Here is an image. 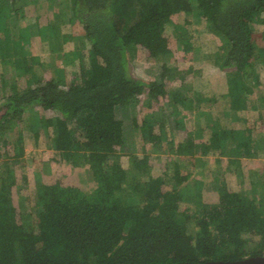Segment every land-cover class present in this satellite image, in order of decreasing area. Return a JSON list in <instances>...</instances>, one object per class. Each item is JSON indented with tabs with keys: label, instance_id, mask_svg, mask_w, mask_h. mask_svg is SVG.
Returning <instances> with one entry per match:
<instances>
[{
	"label": "trees",
	"instance_id": "obj_1",
	"mask_svg": "<svg viewBox=\"0 0 264 264\" xmlns=\"http://www.w3.org/2000/svg\"><path fill=\"white\" fill-rule=\"evenodd\" d=\"M30 1L38 4L40 0H0V15L8 8L15 10L18 16L21 8L24 14L18 17L26 18ZM45 1L51 7L66 5L63 0ZM68 6L67 20L76 18L83 23L90 53L86 65L88 71L79 70L77 81L73 83L69 81L63 85L61 79L50 77L2 96L0 130L17 126V141L22 147L32 138L37 145L43 135L54 148V154L73 161L77 150L89 151L96 182L95 196H90L79 185H66L41 210L39 231L35 232L25 229L23 222L17 219V207L10 194L7 196L3 191L0 264H175L260 254L249 250L264 242V188L260 190L255 185L253 193L220 202L197 199L190 203L184 201L186 195L179 187L189 179L191 172L176 171L173 174L166 159L159 160L166 170H161L160 175L151 172L145 180L139 177L138 171H127L120 166L114 172L108 171V161L115 149L126 141L124 117L118 110L140 95L137 93L140 85L154 88L156 93H168L171 100L180 105L195 96L199 100L205 96L211 101L210 110L222 106L225 116L219 122H214L212 115L207 114L218 129L211 127L209 139L203 138L199 129L189 138L184 150L195 145L198 139L205 154L219 152L224 142L235 140L237 111L256 109L254 120L244 119L245 123L252 122L253 125L246 124L242 128L249 136L236 142V148L238 153L244 152L250 158L264 155V84L261 83L264 46L259 47L254 41V23L259 14H264V0H69ZM195 11L205 12L206 19L219 32V38L214 37V46L205 52L204 42L199 41L195 46L194 36L186 27L194 21ZM15 21L17 26V19ZM166 27L176 31L177 39L186 51L194 47L196 53H206L210 61L226 70L229 84L226 91L198 92L191 88H194L193 82L185 78L166 91V79L177 76L176 68L169 63L161 66L159 80L148 82L134 74L132 59L139 45L155 56L169 53L168 38L163 32ZM22 28L27 29L26 25ZM15 45L18 46L17 55L23 56L26 50L30 53L27 41ZM2 51L10 56L16 53L0 43ZM76 55H79L78 51L70 48L65 52V58L60 59L57 69L63 63L72 65ZM34 59L39 58L31 55L25 61L32 63ZM247 83L258 90L256 98L245 96ZM38 107L42 113L34 115V109ZM182 112H175L171 118L180 120L184 117ZM184 119L192 122L193 116L189 114ZM90 147L93 149L89 150ZM34 153L49 159V155L42 152L36 150ZM13 160L20 159L15 157ZM145 160L137 154L131 158L132 163L153 168L149 160ZM168 180H173L175 185L168 186ZM129 188L133 194L141 195L139 202H134L131 197L117 196L118 190ZM21 198H24L23 194ZM182 202L190 207L187 215L180 211ZM254 220L259 226L256 234L260 237L257 239L252 237L248 226H243Z\"/></svg>",
	"mask_w": 264,
	"mask_h": 264
},
{
	"label": "rangeland",
	"instance_id": "obj_2",
	"mask_svg": "<svg viewBox=\"0 0 264 264\" xmlns=\"http://www.w3.org/2000/svg\"><path fill=\"white\" fill-rule=\"evenodd\" d=\"M41 1L42 0H40L38 4H36L35 1H30L27 4L28 11L26 18L21 17L20 19V17H18L24 14L23 9L21 8H19L18 16L15 15V10H10L8 8H5L3 15H0V43H2L3 47L6 49L12 48L16 52L12 56L4 51L0 52V98L4 95L13 94L19 90V87H23L27 84L36 85L38 80H45L50 77L55 78L56 80L61 79L63 85L69 81L73 83L77 81V73L79 70L81 71L84 69V72L88 71L86 65L89 63L90 53L87 47V37L84 34L85 30L82 21L76 18L73 21L67 20L68 16H66V10L69 7V0H63V2L66 4L63 7L57 4L51 7L49 2L47 3L45 0L43 2ZM205 14V12L202 13L200 11H195L192 17L194 18V21L192 24L186 25L188 30L194 36L193 40L195 42V46L199 44V41L204 42L203 45L206 48L203 49V52L211 49V47L214 46L213 40H216L214 37L218 36L219 38V34H217L219 33L217 28L210 20L206 19ZM263 18V14H259L257 20L254 23L256 26L254 35L255 45L264 44ZM16 19L17 26L15 21ZM67 24L70 25V27L65 28ZM25 25L28 30L22 28ZM163 32L168 38L167 46L170 50L169 53L167 55L159 54L155 56L150 54L149 49L143 45H139L137 50L135 49L136 53L132 59L134 74L141 76L148 82L159 80L160 74L158 72L160 71L161 66L163 63H169L176 68L177 76L168 77V79H166V91H168L171 87L174 88L180 84L185 78L188 81L192 80L194 82V87L198 90V92L202 90L203 93H211L213 90H216L217 92L223 93L228 87L226 70L221 69L213 61H210L209 57L205 55L206 53H196L197 51L194 47L190 49V51H186L182 43H179L177 39L178 35L173 28L166 27L163 29ZM53 33L55 36H53ZM26 41L29 43L28 49L30 53L28 50H26L27 53H25L23 56L17 55L18 46L15 45L16 42L22 43ZM7 43H11V45L9 46ZM200 46L202 47V45ZM70 48L78 51L79 55H76L77 58H74L76 60H74L72 65L63 63L61 66L64 68L60 66V69H57V64L62 61L60 59L65 58V52H67ZM58 52L60 53L59 56L56 55ZM31 55L37 56L39 59L31 60L32 63L29 62V64L25 61V58L28 59V56ZM53 59H56V63H54ZM68 59L65 60L68 61ZM257 65L259 66V64ZM262 79L264 80V77H262ZM142 91H144V93L147 94L150 99H153L154 101L159 100V102L156 103V107L158 109H155V113H152V115L154 114L158 119V124H162L167 129L166 131L164 130L163 133L156 132V129L154 133L150 131L148 139L136 137V130L138 128H134V131H128L126 144L122 147L116 148L115 154L110 158L111 160H109L111 164V170L113 172L119 166L128 168L129 163H127V160H130L131 157L129 156L134 152H136L134 154L139 155L138 157L149 160V162L156 161V157L159 156L162 157L160 159L164 161L166 158H170V166L174 172L177 165L179 167L181 163H184L183 166L185 169L193 168L194 173L199 175L201 178L205 173L206 176L204 181L206 179L208 183L213 182L212 176L213 174L217 173L222 175L220 177H222L221 180L224 181L223 172H226V167H233V171H231L229 176L230 183L232 184L233 182L232 186H235V192L232 191L233 188L231 185L227 188L224 182L223 185L220 186L226 187L221 190V193L223 192L225 196L222 194L220 195V197H223V200H226L229 199L232 194L238 195L242 190L239 189L240 186L235 185V181H239L236 177L238 163H241L242 167L245 168L247 172L248 168L251 169L255 166L243 162L241 157L247 161L253 160L255 162L256 160L258 163L257 166L264 169V155L259 157L253 156V158H250L247 157V155L245 156L246 153L244 152L238 153V148H236V142L242 141V139H246L249 136L248 131H246V129L242 130L240 127L246 124L253 125L252 122L245 123L243 120L246 117L250 118L251 116L255 115L257 112L256 109H240L238 111L239 116L236 122L238 123L237 127L239 130L236 132L234 138L235 140L228 142L229 146L227 148L225 147V149L222 151L204 156L202 153H200L202 147V144H200L201 141L196 139L194 143L195 145H190L191 149L188 146L191 154L189 157H187V154H178L180 153L179 151L184 150L182 149L184 145L188 143L189 138L194 137L195 134L199 132V129L202 130L200 134H202L203 138L209 139L212 130L211 127L214 130L218 129L214 122H219L225 116L222 106L219 105L216 106V108H213V110H209V113L214 118V122H207V118L204 116H206L208 112L207 110L210 108L211 104V101L206 99L207 97L203 96L204 98L200 100L199 98L190 101L187 100L185 104H188L189 108H182V105L175 103L173 106L174 111L175 109H182V114L187 116L191 114L189 111L190 109L194 116L192 122L189 120L187 122L184 120L182 121V119L179 120L178 117H175V119L171 118L173 120L172 122V120H169L168 118L169 114L171 113L170 110H172V105L170 106L167 98L162 94L157 95L154 88L149 89L145 85H140L137 88V92ZM257 92L258 90L256 91V89L252 87L250 83H247L244 86V94L247 99L254 97L256 98ZM141 98L145 99L146 96L144 97L142 95ZM164 98H166L165 101ZM137 103L138 107L135 114L130 111V107L122 108L118 110V113L123 116L126 121L132 120L133 116H137L136 119L139 120L143 119V116L145 115L146 117L148 114L146 113L148 108L143 106L141 102L139 104V101H137ZM1 105L2 104L0 103V106ZM174 111L172 113H174ZM33 113L34 115L41 114V108H35ZM155 117H150V120H154ZM127 118L129 119L127 120ZM142 124L143 121L137 122L138 127ZM7 125L8 124H6L4 127ZM126 125H130V123H126ZM137 131H139V129ZM17 132V126L15 125H12L10 129L3 131L0 130V183L4 176L9 175L11 177V187L8 191V194L5 193V195L9 196L10 194L12 203L17 207L16 217L23 222L25 229H34L35 232H38V223L40 221L41 210L45 205L53 200L55 195L60 194L65 189L66 185H80L87 191L88 194H90V196H95V179H93L91 173H88V169L91 168L89 165L90 152L88 151V153L82 149H79L76 152L74 161L69 160L66 157L63 158L54 154V148L49 142L46 141V138L43 135L37 145L33 143L34 139L32 138L30 139V143L28 142L27 145L24 144V147L19 146L20 143L17 141ZM135 137L137 138L138 144L134 145V149L136 150L131 152L129 149L133 150V148L130 146L131 143L133 144V141H135ZM194 148L196 152L194 151ZM92 149L93 148L90 147L89 150ZM137 149H139L138 152ZM36 150L42 152L46 156L49 155V159L41 157L39 153L36 155L34 153ZM3 152L6 154H3ZM15 157L19 158L20 160L14 161L13 159ZM204 157H209L211 162L210 170L206 172H204V169L202 166H200ZM187 159H190L192 162L187 164ZM11 160L14 162H11ZM243 163H245V165H243ZM192 164L196 165L192 166ZM229 164H231V166H228ZM136 171H138L139 177L142 180L147 179L150 174L149 169L147 171H143L141 169ZM261 173L264 174V170H261ZM225 179L226 182H228L227 178ZM47 181H55L57 182V185L52 187ZM260 182L263 183L264 181L262 182L261 180ZM167 184L168 186L175 185L173 180H168ZM259 185L261 186L260 183ZM249 187L250 186H248V189ZM3 190L7 191V188L4 189L0 186V204L3 201ZM21 194L24 196L23 199L21 198ZM117 196L122 199L131 197L134 202L140 200V195H134L130 188L128 190H118ZM207 197V199L213 201L219 199V196L217 194H213V192H207ZM188 206L189 205L186 203H181V210L184 215L189 214L191 211L190 207ZM243 226H248V228H250L252 237L256 239L260 237V234H256L259 230H256V228L259 227H256V220L246 225L243 224ZM249 252L263 254L262 252H264V242L260 243L258 246H252ZM212 253H215V251Z\"/></svg>",
	"mask_w": 264,
	"mask_h": 264
},
{
	"label": "crops",
	"instance_id": "obj_3",
	"mask_svg": "<svg viewBox=\"0 0 264 264\" xmlns=\"http://www.w3.org/2000/svg\"><path fill=\"white\" fill-rule=\"evenodd\" d=\"M263 14V13H262ZM263 17H264V14H263ZM262 21H263V19H262ZM264 22V21H263ZM258 46L259 47H262V46H264V44H262V45H260V44H258ZM193 81L191 80V83H192ZM262 84H264V80L262 79V82H261ZM144 86V85H143ZM193 86H194V82H193ZM228 86H229V84H228ZM253 87V86H252ZM192 89H196L195 87L193 88V87H191ZM228 89V87L224 90V91H226ZM190 91V90H189ZM188 91V92H189ZM216 91V90H215ZM179 92V91H178ZM137 93H139L140 95L137 97V98H135V100H133V102H131V103H128V104H126V105H124V106H122V108H126V107H130L129 109H130V111H132V113H134L135 114V112H137V107H138V103H137V101H139V104H140V102L142 103V105L143 106H145V107H147L148 108V111L146 112V113H148L147 115H146V117H145V115L143 116V119H141V120H139V119H136L137 118V116H133L132 117V120H128L129 118H127V120L128 121H126V119H124V118H122V120H123V125H124V127H125V138L127 137V135H128V131H134V128L135 129H139V131H137L136 130V132H137V136L136 137H142L143 139H148L149 138V132L150 131H152L153 133H154V131H155V129L157 130L156 132H159V133H163L164 132V130L166 131V127L165 126H163L162 124L160 125V123L158 124L157 123V121H158V119L155 117V115L153 116L152 115V113H155V109H158L157 107H156V103H158L159 102V100L158 101H154L153 99H150L149 97H148V95L147 94H145L144 93V91H142V92H137ZM222 93V92H221ZM157 95H159V94H162L163 96H165L166 98H167V100L169 101V104H170V106L172 107V110H170V114H169V116H168V118H169V120H172L171 119V115L172 114H174L175 112H178V111H181V110H179V109H175V111H174V108H173V106H174V102H173V100H171V98L169 97V95H168V93H156ZM146 96V98L145 99H143V98H141V96ZM166 98H164V101L166 100ZM255 98V97H254ZM194 99H196V97H194L193 99H191V100H194ZM201 99H203V98H201ZM190 101V100H189ZM186 107H188V104H183L182 105V108H186ZM189 108V107H188ZM209 110H210V108L207 110L208 112H207V114H209ZM240 110V109H239ZM238 110V111H239ZM174 111V113H172ZM189 111L191 112V110L189 109ZM237 111V113H239ZM145 113V114H146ZM207 114H206V116H204L205 118H207V122H210V118L207 116ZM191 117L192 116H194L193 115V113L191 112ZM188 116V115H187ZM187 116H185L184 115V117H187ZM238 116H239V114H238ZM254 116V115H253ZM253 116H251L250 117V119L251 120H254V118L255 117H253ZM263 116H264V109H263ZM150 117H155L154 118V120H150ZM184 117L182 116L181 117V119H182V121L184 120V121H188V120H185L184 119ZM209 118V119H208ZM209 120V121H208ZM140 121H143V124L142 125H140L139 127L137 126V122H140ZM132 122H133V124H132ZM172 122H173V120H172ZM235 122V121H234ZM243 122H245L244 120H243ZM126 123H130V125H126ZM134 126H136V127H134ZM234 126H236L237 127V125H234ZM246 125H244V126H241L240 127V129L241 128H244ZM237 130H239L238 129V127H237ZM153 136H155V135H153ZM135 137V141H133V144L131 143V148H133V150H131V149H129L131 152H134L136 149H134V145L135 144H138L137 143V138ZM162 139V138H161ZM144 141V140H143ZM126 142H127V139H126V141H125V144H126ZM228 142H230L229 140L228 141H226V142H224V144H223V146H222V150L223 149H225V147L227 148V145L229 144ZM124 144V145H125ZM143 144V143H142ZM155 145V144H154ZM140 149H141V146H140ZM190 149H191V147H190ZM126 150V149H125ZM200 150V149H199ZM221 149L219 150V151H222ZM139 151V149H137V152ZM194 151L196 152V150H195V148H194ZM227 151V150H226ZM176 152H178V151H176ZM180 153H178V154H181V155H184V154H187L188 156L187 157H189V155L191 154V151L189 150V148L187 149V150H183V151H179ZM195 152H193V153H195ZM134 153H136V152H134ZM134 153H132L129 157H133V155H135ZM200 153H202L204 156L205 155H209V154H212V153H206L205 154V152L204 151H202V150H200ZM158 155H159V153H158ZM247 154H245V156H246ZM137 156H139V155H137ZM241 156H242V154H241ZM131 158H130V160H127V163H129L128 164V168H126V167H123V166H120V167H122V169H128L127 171H129L130 169L131 170H134V171H136V170H138V169H141V170H145L146 168H143L142 167V164L141 163H132L131 162ZM167 159V161H168V163L170 164L171 163V160H170V158H166ZM111 160V159H110ZM155 160H157V161H155V162H150L151 163V166H153V168H151V169H149V171H150V173L152 172V173H154L155 175H160L164 170H166V168H165V164H158L160 161V156L159 157H156V159ZM237 160V159H236ZM241 160L243 161V162H246V163H248L249 165H255L253 168H251V169H249L248 168V172L246 171V169L245 168H243L242 167V165H241V163L239 164L238 163V166H237V169H236V177H237V179L239 180V181H235V185L236 186H240V188L239 189H242L240 192H239V194L238 195H234V194H232L231 196H230V198H233V197H238V196H241V195H247V194H250V193H253V191H252V188H253V186H255V185H258L259 186V188H260V190H262L263 188H264V180H263V176H264V174H262L261 173V170H264V169H262V168H260L259 166H257L258 165V163H257V161L255 160V162L252 160V161H247L246 159H242V157H241ZM189 162H192V161H190V159H187V164L189 163ZM80 163V162H79ZM78 163V164H79ZM181 163V162H180ZM253 163V164H252ZM186 164V165H187ZM210 164H211V162H210V160H209V157L208 158H206V157H204L203 159H202V164H200V166H202V168L204 169V172H206V171H209L210 170ZM89 165H90V163H89ZM184 165V163H181L180 165H179V167H178V165L176 166V168H175V172L177 171V173L178 172H181V173H185V172H191V176L189 177V179H187L186 181H184L181 185H180V190H181V192H183V195L185 196L186 195V199L184 200V201H187V202H190V203H192V202H194V201H196L197 199H201L203 202H209V203H212V202H220V201H224L222 198V196L220 197V195L222 194L223 196H225L224 194H223V192L221 193V190L223 189V188H228L230 185L232 186L233 185V182H232V184L230 183V176H229V174L231 173V171H233V167H230V168H228V167H226V172H223V177H224V181L223 180H221L222 179V177H220V176H222V175H220L219 173H217V174H213V176H212V178H213V182H211V183H208L207 181H206V179H205V181H204V178H205V173H204V176L202 175V178L201 177H199V175H196V173H194V170H193V168L192 169H185V167L183 166ZM193 165H196V164H192V166ZM243 165H245V163H243ZM189 166V165H188ZM228 166H231V164H229ZM90 169H88V173L90 174H92V176H93V179H95L94 178V174H93V168H92V166L90 165ZM92 169V170H91ZM136 169V170H135ZM170 169V171H172V169H171V167L169 168ZM148 170V169H147ZM147 170H145V171H147ZM161 170H163V171H161ZM80 171H82V170H80ZM108 171H111V164H110V161H108ZM161 171V172H160ZM175 172L174 171H172V173L173 174H175ZM163 175H165L164 173H163ZM219 175V176H218ZM238 175H240V176H238ZM225 178H227V180H228V182H226V179ZM6 179V180H5ZM48 180H50V179H48ZM262 180V182L263 183H261L260 181ZM11 182H12V180H11V177L8 175L7 177L6 176H4V178L2 179V181H1V183H0V186L3 188V186H7L6 188H7V191L6 190H3V191H5L6 193H8V191L10 190V187H11ZM48 183H50V185H54V184H57V182H55V181H51V182H49V181H47ZM53 182H55V183H53ZM223 182L225 183V185H226V187H220V186H222L223 185ZM94 183L96 184V182H95V180H94ZM259 183L261 184V186L259 185ZM167 185V184H166ZM244 185H246V186H244ZM80 186V185H79ZM248 186H250L249 187V189H248ZM80 187H82V186H80ZM172 187V186H171ZM83 188V187H82ZM232 188H233V190L232 191H234V188H235V186H232ZM94 189H95V185H94ZM239 189H237V190H239ZM248 189V190H247ZM214 190V191H213ZM11 191H12V189H11ZM207 192H213V194H217L218 196H219V199L218 200H210V199H207L208 197H207ZM235 192V191H234ZM133 193V192H132ZM90 195V194H89ZM134 195H140V194H138V193H134ZM187 196H188V198H187ZM140 199H141V195H140ZM140 200H138V201H135V202H139ZM183 203V202H182ZM180 211H182L181 210V205H180ZM247 224H249V223H247ZM244 225H246V224H244ZM256 227H258V225L256 226Z\"/></svg>",
	"mask_w": 264,
	"mask_h": 264
},
{
	"label": "water",
	"instance_id": "obj_4",
	"mask_svg": "<svg viewBox=\"0 0 264 264\" xmlns=\"http://www.w3.org/2000/svg\"><path fill=\"white\" fill-rule=\"evenodd\" d=\"M107 264H150L144 262H114ZM175 264H264L263 254H251L238 259H208L202 261H179Z\"/></svg>",
	"mask_w": 264,
	"mask_h": 264
}]
</instances>
